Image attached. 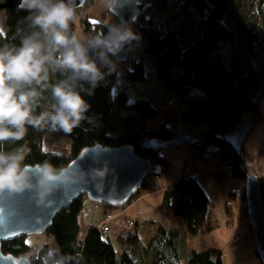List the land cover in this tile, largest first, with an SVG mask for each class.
<instances>
[{
	"label": "trees",
	"instance_id": "1",
	"mask_svg": "<svg viewBox=\"0 0 264 264\" xmlns=\"http://www.w3.org/2000/svg\"><path fill=\"white\" fill-rule=\"evenodd\" d=\"M91 1L87 0V3ZM241 4V0H153L128 26L137 39L129 43L127 60L121 62L116 56H110L115 64L110 73L98 62V67L106 73L104 80L92 95L80 92L90 105L85 115L91 120L82 121L71 134L29 126L22 140L0 143V151L20 149L27 165L44 167L48 162L57 170L65 167L88 145L131 144L136 154L158 164L163 172L168 168V161L160 152L169 146L167 141L174 134L163 104H168L169 98L176 100L184 130L203 129L196 133L199 136L196 141L184 144L188 154L183 160L182 171L165 187L162 201L157 206L164 210L173 201V214L182 227L165 228L157 223L154 234L148 237L144 232L146 228L137 227V224L128 228L125 221V229L112 241L103 230L107 227L104 222L100 226H87L85 236L80 239V212L87 199L81 195L53 217L50 227L45 230L51 242L39 248L41 256L49 247L59 246L60 252L70 257L67 264H223L218 249L196 251L189 249L187 244L189 237L211 230L214 225L211 222L212 202L187 169L193 163L204 161L205 166H214V170L209 171L214 173L216 180L221 181L228 169L233 177L243 182L251 170L245 165L242 145L234 148L225 138V134L242 119L250 120L246 135L261 119L258 94L264 90V28L242 20ZM249 4V10L253 11V3ZM225 14L233 21L232 27L222 21ZM28 15L27 10L0 9V28H5V33L0 35V46H19L21 34L30 31L25 19ZM182 16L184 22L172 23ZM109 26L79 16L70 28L83 39L99 32L107 34ZM141 36L144 40L138 47ZM136 47L140 48V53L134 52ZM144 55L151 59L149 67ZM61 78L59 73L50 74V83ZM150 79L161 85L162 92L155 97L157 105L144 96L129 101V87ZM84 87L88 85L84 84ZM166 93H169L167 97ZM51 103L50 90L45 91L35 114L49 110ZM58 134L70 139L68 149L53 143ZM258 182L264 205V176L258 177ZM232 194L229 193L226 199L231 201ZM241 201H244V192ZM103 205L107 211L116 210ZM231 211L234 213L232 207L228 213ZM242 215L246 216L244 203ZM143 224L150 222L143 221ZM26 238L3 241L1 249L16 256L28 254L30 264H41L36 258V250H32Z\"/></svg>",
	"mask_w": 264,
	"mask_h": 264
},
{
	"label": "clouds",
	"instance_id": "2",
	"mask_svg": "<svg viewBox=\"0 0 264 264\" xmlns=\"http://www.w3.org/2000/svg\"><path fill=\"white\" fill-rule=\"evenodd\" d=\"M22 7L29 12L25 19L30 31L21 34L19 46H0V143L22 140L29 126L71 134L82 121L91 120L85 115L90 105L80 92L92 95L106 75L98 62L112 72L115 64L109 57L137 39L130 27L120 25H110L107 34L80 38L70 28L77 18L75 0H22ZM54 73L62 78L50 83ZM49 90L50 109L35 114ZM24 159L20 149L0 151V197L33 188V174ZM75 179L45 162L36 187L37 204L45 203L54 186ZM36 258L41 264H67L70 259L59 246L49 247L42 256L37 249Z\"/></svg>",
	"mask_w": 264,
	"mask_h": 264
},
{
	"label": "water",
	"instance_id": "3",
	"mask_svg": "<svg viewBox=\"0 0 264 264\" xmlns=\"http://www.w3.org/2000/svg\"><path fill=\"white\" fill-rule=\"evenodd\" d=\"M152 2L153 0H112L108 10L116 17L120 26L128 27ZM86 3L87 0H75L77 8ZM2 8L25 10L22 0H1L0 9ZM129 51L128 43L116 59L121 62L127 60ZM249 125V119H242L225 134L227 142L234 148H240ZM198 138L193 131L179 130L174 132L167 145L188 144ZM42 169L39 164L29 165V171L33 174L32 189L0 197V264H30L28 254L16 256L4 253L1 249L2 242L42 234L50 227L55 214L77 197L85 195L91 202L103 203L111 208L120 207L140 190L148 175L161 172L158 164L136 154L131 144L114 147L88 145L62 168L65 173L74 175L75 181L54 186L45 203L37 204L36 187ZM244 200L257 255L264 264V205L260 198L258 176L252 170L248 171L244 182Z\"/></svg>",
	"mask_w": 264,
	"mask_h": 264
},
{
	"label": "crops",
	"instance_id": "4",
	"mask_svg": "<svg viewBox=\"0 0 264 264\" xmlns=\"http://www.w3.org/2000/svg\"><path fill=\"white\" fill-rule=\"evenodd\" d=\"M258 98L261 119L245 136L242 147L246 162L250 161L252 171L258 177H262L264 176V90L258 94ZM170 117L174 122V128L170 125ZM169 118L168 124L173 131L184 130L176 110L173 116H169ZM180 125L182 128H179ZM167 149L168 151L166 153H160L168 160L169 168L166 169L167 171H164H166V174H169V176L164 180L163 175L165 174L148 179V182L151 181L150 184L154 185L155 190H148L145 188V191L141 192L139 198L134 200V202L124 210L113 211L114 215L110 219L106 218L107 209H105L103 203H94L88 199H84L80 212V219L83 225H85V227L89 225L100 226L106 222V233L114 236L125 229V221L128 218H133L134 220L139 219L142 221L141 226L146 228L144 232H147L148 237L154 234V225L157 223L163 225L165 228L182 227L183 224L173 214V201L166 209H157V206L160 205L162 201L165 187L178 178L182 171L183 160L188 154V150L184 144L178 145V148L175 147V149ZM187 170L193 173L212 202L211 222L215 225H213L211 230H204L205 232L203 231L196 236L189 237L187 241L204 236L206 239V246L202 248V250L218 249L221 252L223 264H262L257 255L251 229H240L237 225H229L227 223L228 220L234 219L238 217V215L235 211L234 213L232 211L228 213V209L225 207L226 197L229 193H233L241 199V195L244 192V182L241 179L233 177L228 169H226V174L221 181L216 180L214 173L209 171V169L197 163L189 165ZM240 203L241 205H243V203L245 204V200H240ZM147 220H152L148 221L150 225L143 224V221L147 222ZM238 230L242 231L244 236L250 235L251 237H246L244 240L241 239L242 241L235 242L234 235L238 233ZM30 238L31 236L27 237L26 242L29 245H33L35 241L32 242ZM189 249L191 248L189 247Z\"/></svg>",
	"mask_w": 264,
	"mask_h": 264
},
{
	"label": "rangeland",
	"instance_id": "5",
	"mask_svg": "<svg viewBox=\"0 0 264 264\" xmlns=\"http://www.w3.org/2000/svg\"><path fill=\"white\" fill-rule=\"evenodd\" d=\"M241 1H242V4L239 7V13L241 14L242 20L246 23L254 24L255 26L263 29L264 28V0H241ZM259 1H260V3H259ZM251 2L253 3V6H254L253 11L249 10V8H250L249 3H251ZM111 3H112V0H92L90 3H86L84 6L78 7L76 9V16H77L76 21H77V19H79V16H87L90 20H93V21H102V22L107 23L109 25H119L116 17L113 16L110 12H106V11H109L108 8H109ZM184 21H185V17L182 16L179 19L172 21V23L174 25H178ZM222 21L230 27L233 26V21L230 19V17H228L227 14L223 15ZM0 30H2L3 33H5V28H0ZM143 40H144V36H141L138 40V47H141ZM138 47H136L137 49L134 50V52L140 53V48H138ZM263 49H264V44H263ZM143 58H145L144 59L145 64L149 67L150 63H151L150 57L147 55L146 56L144 55ZM127 62H129V60ZM255 62L257 63L258 60H256ZM160 87H161V85L159 83H157L156 81H154L153 79H150L147 82L137 84V86L132 85L128 89V100L132 101L136 97L144 96V97L149 98L152 101H154V105H157V100L155 97L160 96V93L162 92V89H160ZM262 89H264V85H263ZM168 95H169V93H166V97ZM173 103H174L173 105H169V104L164 103L162 106L167 111V114L169 116H173V113H175V110L176 111L178 110L177 103H176L175 99H173ZM180 123H181V121H180ZM170 125H171V127L174 128V122L172 121V118L170 119ZM179 128H182V126L180 125ZM183 128H184V126H183ZM201 130H203V129L198 128V129H195L194 132L199 134L201 132ZM174 132H177V131H174ZM53 143L58 145V146L65 147L66 149H68L70 147V139L64 134H58V136L54 138ZM175 147L178 148V146H172V145L166 146L165 148H163L161 150V153H166L168 151L167 148L175 149ZM245 161H246V159H245ZM250 165H251V163L249 161L248 165H246V167L251 169ZM168 168H169V166H168ZM166 171L159 173V174L148 175L146 177V179L143 181V182L147 183V185H145V186L142 185L140 190H138L125 205L120 206V207H116V210L122 211L126 207H128L130 204H132V202H134V200L139 198L141 192L145 191V188H147L148 190H155L154 185L153 186L149 185L151 183V181L148 182L149 181L148 179H150L151 177H154V176L157 177V176L163 175V174H165V175H163V180L167 179L169 174H166ZM232 195L233 196H232V200H231V202H232L231 205L227 204V199H226L225 200V207L228 209L232 207V209L234 211H236V210H238V207L240 204L239 201L241 199H239L238 196L235 194H232ZM128 219L133 221V225H131V226L127 225V226H129L128 228H131L135 224L138 225L137 227H142L141 226L142 225L141 220H139V219L134 220L133 218H128ZM241 220H244V221H241ZM246 220H247V215L243 217V215L240 214V216H238L234 219L232 218V219L228 220L227 223L229 225H233V224L237 225L240 229L241 228H245V229L248 228L250 230V227L248 225H246L247 224ZM147 221H152V220H147ZM86 229H87V226L85 227V225H83V223L80 222L78 238L81 239L85 236ZM139 231L141 232V234H143L142 230H139ZM120 233H122V232H120ZM117 235L118 234H115L114 236H112V234H110L109 236L111 237L112 241H115ZM30 236H31L30 239H32V242L35 241V242H33V245L31 246L32 250L39 249L41 246L44 245L45 241L47 242L48 245L51 242V239L45 234V232H43L42 234H31L27 237H30ZM246 237H251V236L250 235L244 236L242 231L238 230V233H235V235H234V241L235 242L236 241H242ZM187 244L191 249H195L196 251L202 250V248H204L206 246V239L204 238V236H200L199 238H196L194 240H188ZM224 263H226V262H224Z\"/></svg>",
	"mask_w": 264,
	"mask_h": 264
},
{
	"label": "built area",
	"instance_id": "6",
	"mask_svg": "<svg viewBox=\"0 0 264 264\" xmlns=\"http://www.w3.org/2000/svg\"><path fill=\"white\" fill-rule=\"evenodd\" d=\"M167 103H168L169 105H173V104H174V103H173V98H169ZM245 164L248 165V162L245 161ZM200 165H201V166H204V167H207V169H209V170H214V166H210V165L205 166L206 164L204 163V161H200ZM149 185L153 186V184H149ZM239 202H240V201H239ZM231 203H232L231 201L227 200V204L231 205ZM242 206H243V205H241V203H240V204H239V207H238V210L235 211L236 214H237L238 216H240V214H242ZM113 215H114V214H113L112 211H107V212H106V218H107V219L112 218ZM246 221H247V220H246ZM132 224H133V221H132V220H130V219H127V220H126V225H132ZM246 225H248V221H247V224H246ZM103 230L106 231V227H105V226H104ZM46 243H47V242L45 241L44 244H46Z\"/></svg>",
	"mask_w": 264,
	"mask_h": 264
}]
</instances>
